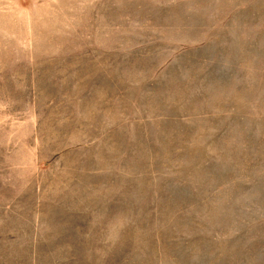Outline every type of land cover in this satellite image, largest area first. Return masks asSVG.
Here are the masks:
<instances>
[{
	"label": "rangeland",
	"instance_id": "1",
	"mask_svg": "<svg viewBox=\"0 0 264 264\" xmlns=\"http://www.w3.org/2000/svg\"><path fill=\"white\" fill-rule=\"evenodd\" d=\"M0 264H264V0H0Z\"/></svg>",
	"mask_w": 264,
	"mask_h": 264
}]
</instances>
